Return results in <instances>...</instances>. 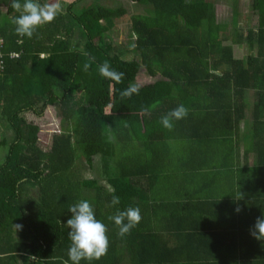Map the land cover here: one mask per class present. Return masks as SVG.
<instances>
[{
    "label": "trees",
    "instance_id": "1",
    "mask_svg": "<svg viewBox=\"0 0 264 264\" xmlns=\"http://www.w3.org/2000/svg\"><path fill=\"white\" fill-rule=\"evenodd\" d=\"M84 1L27 38L15 32L12 0H0L7 8L0 14V116L13 133L11 141L0 139V150L8 148L0 163V264H72L69 207L91 190L110 246L100 260L81 264H264V240L251 235L264 217V0H251L255 29L245 32L234 13L231 45L222 43L227 25L208 0H130L145 11L134 16L97 1L76 12ZM126 21L135 36L131 56L113 36ZM245 45L247 59L237 57L236 47ZM105 61L125 73L122 83L99 74ZM142 71L154 81L140 90L141 115L107 114L113 89L128 88ZM250 100L256 165L237 170L233 195L165 199L160 188L172 184L171 169L187 161L184 155L192 160L203 147H231ZM181 104L188 116L164 128L161 117ZM51 106L62 128L45 151L28 115L40 119ZM95 158L110 192L83 176L82 163L93 168ZM113 196L119 205H111ZM128 207H139L142 220L121 237L108 217Z\"/></svg>",
    "mask_w": 264,
    "mask_h": 264
},
{
    "label": "clouds",
    "instance_id": "2",
    "mask_svg": "<svg viewBox=\"0 0 264 264\" xmlns=\"http://www.w3.org/2000/svg\"><path fill=\"white\" fill-rule=\"evenodd\" d=\"M11 7L19 15L13 20L15 32L20 37L32 38L38 29L46 24L52 23L63 11L59 0H12ZM86 56L88 53H84ZM94 60V58H92ZM90 63H85L84 70L88 71ZM99 74L117 84L122 83L125 73L115 70L108 61L98 66ZM139 88L135 84H130L128 88L121 91L122 98H130L133 94H138ZM189 110L183 105H178L175 109L169 111L161 117L160 123L166 129L173 127V121L182 120L188 116ZM120 204V198L113 196L111 205ZM240 211L239 208L236 209ZM71 218L66 222L69 228L68 238L70 246L68 249V258L72 264H81L82 260L98 261L104 257L109 249L110 240L108 236L109 229L107 225L97 219L94 206L88 200L80 202L69 207ZM109 220L119 228L121 237L130 234L142 220L139 207H128L123 211L118 210L115 215L109 216ZM18 231L22 225H14ZM251 235L257 240H264V217L257 218ZM64 264H68L65 261Z\"/></svg>",
    "mask_w": 264,
    "mask_h": 264
},
{
    "label": "rangeland",
    "instance_id": "3",
    "mask_svg": "<svg viewBox=\"0 0 264 264\" xmlns=\"http://www.w3.org/2000/svg\"><path fill=\"white\" fill-rule=\"evenodd\" d=\"M76 0H59L62 8L67 7ZM99 2L102 5L113 8L124 7L128 10L129 16L142 15L145 14L144 9L138 6L130 0H85L84 2L78 3L74 10L80 11L86 8L93 2ZM218 6V18L219 22L223 25H227V29L224 32L225 40H223L224 45L232 44V31H233V15L234 13H239L240 27L246 32L248 28H257L258 25V13L251 9V0H209ZM43 3V2H41ZM7 12V8L3 5L0 6V14L3 15ZM0 15V16H1ZM4 17V16H3ZM115 41L121 47V50L126 54V56H131V50L135 45V36L130 31L129 23L122 22L115 33L113 34ZM82 46V44H79ZM250 54L248 47L245 45L243 47H236L237 57L247 59ZM136 55L133 54L130 58H125L126 60H134ZM154 80L150 78L144 71L139 75L137 81L134 83L139 88L138 94H133L130 98H122L120 93L124 89H113L112 91V104L107 108L106 113L110 115H120L128 114L140 116V90L143 86L153 82ZM76 93V92H75ZM80 96V93H76ZM249 116V115H248ZM28 118L30 121L38 124L41 128L40 132V146L43 150L49 151L52 146L53 137L61 132V119L58 115V109L56 106H51L45 112L42 118H36L34 115L29 114ZM136 118V119H137ZM136 119L135 124H136ZM133 122V120H132ZM5 136L9 141L13 138V133L6 128L3 120L0 116V139ZM173 145H177L173 143ZM180 144H178L179 146ZM8 153V148H2L0 150V163L5 161V155ZM83 164V176L85 178H98L99 186L103 187L107 192L111 191L109 185L102 179H100L101 174V159L95 158V165L93 168L89 167L85 162ZM82 200H88L95 207L96 191H84L82 194Z\"/></svg>",
    "mask_w": 264,
    "mask_h": 264
},
{
    "label": "crops",
    "instance_id": "4",
    "mask_svg": "<svg viewBox=\"0 0 264 264\" xmlns=\"http://www.w3.org/2000/svg\"><path fill=\"white\" fill-rule=\"evenodd\" d=\"M252 104L253 101L250 100L241 134L234 138L231 147L217 148L215 146L211 149L203 147L202 151L193 157L194 159L189 160L187 155H184L187 161H183L180 167L171 169L177 170L172 172V184L167 188L164 186L160 188V192L164 194L165 199L191 201L199 198L230 197L233 195L237 170L256 165L254 138L251 135ZM263 118L264 109L262 110ZM245 135H248L247 142ZM181 216H183V212L179 213V217ZM196 216H199V214L196 213Z\"/></svg>",
    "mask_w": 264,
    "mask_h": 264
},
{
    "label": "built area",
    "instance_id": "5",
    "mask_svg": "<svg viewBox=\"0 0 264 264\" xmlns=\"http://www.w3.org/2000/svg\"><path fill=\"white\" fill-rule=\"evenodd\" d=\"M4 44H5V40H4V38L1 36V34H0V70L2 71L3 70V68H4V55H3V48H4ZM10 57L12 58V59H14V58H18L19 57V54H17V53H12L11 55H10Z\"/></svg>",
    "mask_w": 264,
    "mask_h": 264
}]
</instances>
